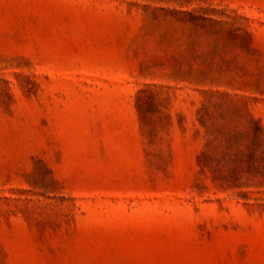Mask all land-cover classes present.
Here are the masks:
<instances>
[{
    "label": "rangeland",
    "instance_id": "rangeland-1",
    "mask_svg": "<svg viewBox=\"0 0 264 264\" xmlns=\"http://www.w3.org/2000/svg\"><path fill=\"white\" fill-rule=\"evenodd\" d=\"M255 122L264 0H0V264H264Z\"/></svg>",
    "mask_w": 264,
    "mask_h": 264
},
{
    "label": "trees",
    "instance_id": "trees-1",
    "mask_svg": "<svg viewBox=\"0 0 264 264\" xmlns=\"http://www.w3.org/2000/svg\"><path fill=\"white\" fill-rule=\"evenodd\" d=\"M201 121L207 123L205 119ZM210 130L212 131L208 127L209 133ZM234 133L230 132L227 126H220L215 134L216 137L207 142L205 151L199 157L202 171L211 172L215 182H220L224 187H231L238 182L242 178L245 167L249 164L255 170L264 171V127L261 123L255 122L252 134V149L254 151L250 155V160L240 150L239 134ZM244 136L247 135L244 134ZM232 148L236 151L232 152Z\"/></svg>",
    "mask_w": 264,
    "mask_h": 264
}]
</instances>
